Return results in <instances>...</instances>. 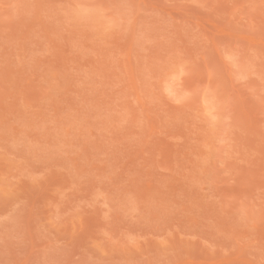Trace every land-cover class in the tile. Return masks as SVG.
Wrapping results in <instances>:
<instances>
[{"label": "rangeland", "instance_id": "rangeland-1", "mask_svg": "<svg viewBox=\"0 0 264 264\" xmlns=\"http://www.w3.org/2000/svg\"><path fill=\"white\" fill-rule=\"evenodd\" d=\"M0 264H264V0H0Z\"/></svg>", "mask_w": 264, "mask_h": 264}]
</instances>
